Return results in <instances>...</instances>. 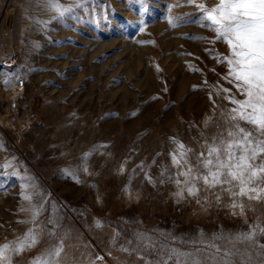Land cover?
<instances>
[{
  "label": "rangeland",
  "instance_id": "374dc122",
  "mask_svg": "<svg viewBox=\"0 0 264 264\" xmlns=\"http://www.w3.org/2000/svg\"><path fill=\"white\" fill-rule=\"evenodd\" d=\"M56 2L69 10L0 0V245L29 229L38 241L11 264L61 241L59 264H264V199L237 197L241 215L227 185L175 183L188 165L206 174L200 154L231 128L226 97L243 99L196 4ZM178 143L187 164L172 162Z\"/></svg>",
  "mask_w": 264,
  "mask_h": 264
},
{
  "label": "snow or ice",
  "instance_id": "6c2138e0",
  "mask_svg": "<svg viewBox=\"0 0 264 264\" xmlns=\"http://www.w3.org/2000/svg\"><path fill=\"white\" fill-rule=\"evenodd\" d=\"M186 2L196 4L197 10L201 12L200 19L204 22L201 26L214 31L215 41L226 44L229 54L219 62L227 63L228 71L224 78L233 84L243 99H236L231 95L226 97L234 105L228 113L231 128L227 132V138L208 146L206 157L204 153L200 154L203 157L200 166L207 170L206 174L194 175L193 167L188 165L186 170L178 173L184 180L177 178L175 183L191 184L186 191L192 196L198 191L195 182L199 180H203L208 188L227 185L224 190L233 197L231 207L239 208L240 214L243 215L244 204L236 203L237 197H247L249 200L264 199V187H260V184L264 183V0H218L211 8L205 3H196V0ZM49 3L61 15L69 10L62 8L56 0H49ZM168 20L170 25L175 26V18L169 16ZM216 55L219 56L220 53ZM223 91L231 90L225 88ZM241 122L245 126H241ZM178 151L180 158L176 152L170 153L174 165H180L190 149H185L182 143H178ZM183 163L187 164V161L183 160ZM183 191L184 189L178 191L176 195L182 196ZM22 195L25 200L31 199L29 195ZM217 199L219 200V196ZM39 214V207L32 210L33 224ZM259 230L264 233V228ZM255 235L254 228L237 239L252 241ZM37 242L36 233L29 229L14 246L11 243L0 245V264H11L10 253L22 252L35 246ZM62 251L61 241L60 245L46 253V258L34 260L32 264H59L57 258L61 256ZM176 255L191 256L190 253ZM177 264H181L179 259ZM191 264L200 262L193 260Z\"/></svg>",
  "mask_w": 264,
  "mask_h": 264
},
{
  "label": "bare ground",
  "instance_id": "6f19581e",
  "mask_svg": "<svg viewBox=\"0 0 264 264\" xmlns=\"http://www.w3.org/2000/svg\"><path fill=\"white\" fill-rule=\"evenodd\" d=\"M9 29H10V28H9ZM8 32H9V31H8ZM8 34L11 35L10 33H8ZM10 62H11V61H10ZM8 64H9V63H8ZM14 71H15V70H14ZM14 71L11 70V71H10V74H14ZM23 81H24V80H23ZM15 87H16V88H17V87L19 88L20 86H15ZM20 89H21V88H20ZM32 103H33V105H36V104H37V99H34Z\"/></svg>",
  "mask_w": 264,
  "mask_h": 264
},
{
  "label": "built area",
  "instance_id": "2783aa9c",
  "mask_svg": "<svg viewBox=\"0 0 264 264\" xmlns=\"http://www.w3.org/2000/svg\"><path fill=\"white\" fill-rule=\"evenodd\" d=\"M9 227H12V225H9Z\"/></svg>",
  "mask_w": 264,
  "mask_h": 264
}]
</instances>
